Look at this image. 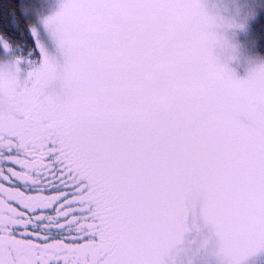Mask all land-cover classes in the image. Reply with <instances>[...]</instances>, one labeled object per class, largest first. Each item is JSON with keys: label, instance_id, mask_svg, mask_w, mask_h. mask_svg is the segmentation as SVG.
Segmentation results:
<instances>
[{"label": "snow or ice", "instance_id": "1", "mask_svg": "<svg viewBox=\"0 0 264 264\" xmlns=\"http://www.w3.org/2000/svg\"><path fill=\"white\" fill-rule=\"evenodd\" d=\"M0 264H264V0H0Z\"/></svg>", "mask_w": 264, "mask_h": 264}, {"label": "trees", "instance_id": "2", "mask_svg": "<svg viewBox=\"0 0 264 264\" xmlns=\"http://www.w3.org/2000/svg\"><path fill=\"white\" fill-rule=\"evenodd\" d=\"M7 0H5V6H6Z\"/></svg>", "mask_w": 264, "mask_h": 264}]
</instances>
